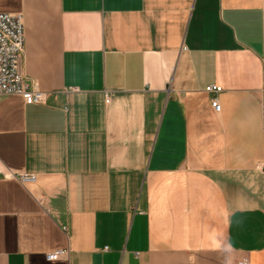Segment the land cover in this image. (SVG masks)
<instances>
[{"label":"crops","instance_id":"obj_1","mask_svg":"<svg viewBox=\"0 0 264 264\" xmlns=\"http://www.w3.org/2000/svg\"><path fill=\"white\" fill-rule=\"evenodd\" d=\"M0 13L47 94L0 98V264H264V0Z\"/></svg>","mask_w":264,"mask_h":264},{"label":"built area","instance_id":"obj_2","mask_svg":"<svg viewBox=\"0 0 264 264\" xmlns=\"http://www.w3.org/2000/svg\"><path fill=\"white\" fill-rule=\"evenodd\" d=\"M25 37L24 24L21 15L0 13V98L6 95H21L27 105H44L47 94L33 82H30L23 73ZM223 88L210 85L206 92L212 94L211 105L216 113L222 111L218 95ZM109 100V98H108ZM23 183L36 180L34 175L21 177ZM69 250H58L47 255L49 261H58L68 256ZM239 264H249L244 260Z\"/></svg>","mask_w":264,"mask_h":264}]
</instances>
